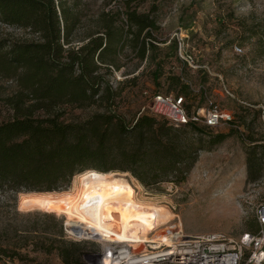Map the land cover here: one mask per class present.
<instances>
[{
	"label": "rangeland",
	"instance_id": "rangeland-1",
	"mask_svg": "<svg viewBox=\"0 0 264 264\" xmlns=\"http://www.w3.org/2000/svg\"><path fill=\"white\" fill-rule=\"evenodd\" d=\"M61 1L0 0V264L101 262L102 241L64 230L66 197L55 210L20 205L21 194L69 190L82 169L126 173L138 201L174 215L135 252L155 251L173 224L234 239L258 231L264 0ZM180 40L195 61L184 68L188 107L210 97L231 125L198 132L155 117L153 95L179 94L170 77L183 71ZM33 146L37 168L50 154L66 166L27 174L20 161Z\"/></svg>",
	"mask_w": 264,
	"mask_h": 264
},
{
	"label": "built area",
	"instance_id": "built-area-1",
	"mask_svg": "<svg viewBox=\"0 0 264 264\" xmlns=\"http://www.w3.org/2000/svg\"><path fill=\"white\" fill-rule=\"evenodd\" d=\"M184 41H179L180 56L184 58L187 68H194V59L191 54L182 53ZM193 89V84L185 79ZM207 96V91H205ZM205 107L191 110L187 105L185 96L176 94L156 93L151 101L154 114L166 117L174 126L195 124L207 128L221 125H231L234 122L231 113L223 112L210 97ZM234 125V124H233ZM238 126V125H237ZM259 229L256 232H245L239 239L227 237L220 232L205 233L203 235H190L183 233L176 224L166 227L162 237L156 238L155 251H147L146 245L141 248L143 252H135L132 242L110 241L107 247V256L116 257L117 251L125 247L128 254L116 259L117 264H263L264 263V205L256 211ZM72 226L64 224V230L70 233ZM92 239V238H90ZM249 251L245 261V253ZM133 261V262H132ZM101 264V262L99 263ZM115 264V263H114Z\"/></svg>",
	"mask_w": 264,
	"mask_h": 264
},
{
	"label": "bare ground",
	"instance_id": "bare-ground-1",
	"mask_svg": "<svg viewBox=\"0 0 264 264\" xmlns=\"http://www.w3.org/2000/svg\"><path fill=\"white\" fill-rule=\"evenodd\" d=\"M125 174L86 171L74 177L73 186L67 191L21 194L20 205L55 210L54 204L66 197L68 204L63 211L72 226L70 233L81 239L102 241L101 264H117L116 259L125 257L128 251L123 247L115 259L107 256L110 241L134 242L133 246H137L146 231L167 224L174 217L169 214L163 218L156 204L138 201L123 177Z\"/></svg>",
	"mask_w": 264,
	"mask_h": 264
},
{
	"label": "trees",
	"instance_id": "trees-1",
	"mask_svg": "<svg viewBox=\"0 0 264 264\" xmlns=\"http://www.w3.org/2000/svg\"><path fill=\"white\" fill-rule=\"evenodd\" d=\"M60 5L61 6H64L63 5V3H62V1L60 0ZM65 10H69L68 8H65ZM1 19V18H0ZM67 34L65 33L64 34V39L65 38H67V36H66ZM97 36V35H96ZM93 39H96L97 37H95V36H93L92 37ZM182 67H183V71L181 72H179V73H177V75H173V76H171L170 78H171V81H170V83L172 84V85H175V87H180V89H179V94H176V95H182V94H184V95H182V96H185L186 97V95H188L189 94V92L191 91V89H190V86L185 82V73H184V68H187V66L186 65H182ZM185 77V78H184ZM46 86V85H45ZM55 90V89H54ZM160 92V91H159ZM192 92V91H191ZM162 93V92H161ZM155 115V117H159V118H161L165 123H167V125H169V126H172V127H174V128H180V127H187V128H190V129H192L193 131H198V132H204L206 129H207V127H202V126H198V125H195V124H186V125H182V126H174L171 122H170V120L168 119V118H166V117H163V116H159V115H156V114H154ZM20 124V123H19ZM137 136H138V141H139V145H141V144H143L144 143V139H145V137H146V133L144 132V131H137ZM42 143H40V145H41ZM32 145H34V143L32 144ZM39 145V144H38ZM141 147V146H140ZM34 146L32 147V151H31V154H30V156L27 158V155L25 154V155H23L21 158H22V160L20 161L21 162V164H23L24 165V169L26 170V173L27 174H34L35 173V175H40V174H43V173H46L47 172V169L48 170H50V169H53V171L55 170V171H59V169H61V168H64L65 166H66V164H67V162H66V160H65V158H61L60 157V154L58 155V157L60 158V159H63L60 163H59V160L57 159L58 157H57V154H50L49 156H48V160H47V165H46V159L44 160V161H42V167H39V168H37V166H36V163L38 164L39 163V157H41V155H38V153L37 152H34ZM67 154V153H66ZM66 154H62L64 157L66 156ZM76 156V155H75ZM20 157V156H19ZM42 158V157H41ZM47 158V157H46ZM3 160H5V158L3 159ZM44 162V163H43ZM2 165H3V161H2ZM36 166V167H35ZM39 166V165H38ZM2 167V166H1ZM85 169V168H84ZM96 169H98V170H101V171H98V170H94V169H86V170H83L82 169V172H80V173H78V174H76L75 176H77V175H79V174H82V173H84V172H86V171H98V172H102V171H104V172H102V173H109V172H112V171H108V169H102V168H96ZM5 171V170H4ZM0 172H3V170L2 169H0ZM1 174V173H0ZM74 176V177H75ZM2 179V178H1ZM74 179V178H73ZM46 193H49V192H46Z\"/></svg>",
	"mask_w": 264,
	"mask_h": 264
},
{
	"label": "snow or ice",
	"instance_id": "snow-or-ice-1",
	"mask_svg": "<svg viewBox=\"0 0 264 264\" xmlns=\"http://www.w3.org/2000/svg\"><path fill=\"white\" fill-rule=\"evenodd\" d=\"M94 175V174H93Z\"/></svg>",
	"mask_w": 264,
	"mask_h": 264
}]
</instances>
